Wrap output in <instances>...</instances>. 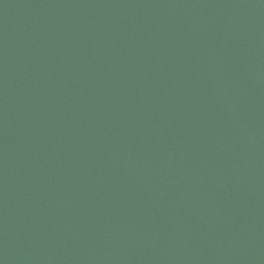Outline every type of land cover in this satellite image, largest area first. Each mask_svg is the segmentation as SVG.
Segmentation results:
<instances>
[{
	"label": "water",
	"instance_id": "95a60500",
	"mask_svg": "<svg viewBox=\"0 0 264 264\" xmlns=\"http://www.w3.org/2000/svg\"><path fill=\"white\" fill-rule=\"evenodd\" d=\"M3 264H264V0H0Z\"/></svg>",
	"mask_w": 264,
	"mask_h": 264
},
{
	"label": "snow or ice",
	"instance_id": "6c2138e0",
	"mask_svg": "<svg viewBox=\"0 0 264 264\" xmlns=\"http://www.w3.org/2000/svg\"><path fill=\"white\" fill-rule=\"evenodd\" d=\"M0 264H3V261L2 260H0Z\"/></svg>",
	"mask_w": 264,
	"mask_h": 264
}]
</instances>
